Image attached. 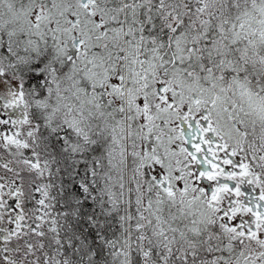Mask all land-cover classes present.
Here are the masks:
<instances>
[{"label": "snow or ice", "instance_id": "snow-or-ice-1", "mask_svg": "<svg viewBox=\"0 0 264 264\" xmlns=\"http://www.w3.org/2000/svg\"><path fill=\"white\" fill-rule=\"evenodd\" d=\"M0 264H264V0H0Z\"/></svg>", "mask_w": 264, "mask_h": 264}]
</instances>
